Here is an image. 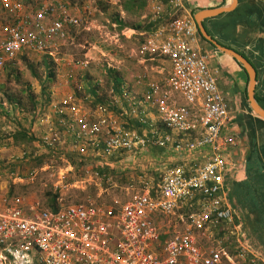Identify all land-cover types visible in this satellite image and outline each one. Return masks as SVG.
<instances>
[{
    "label": "built area",
    "instance_id": "obj_1",
    "mask_svg": "<svg viewBox=\"0 0 264 264\" xmlns=\"http://www.w3.org/2000/svg\"><path fill=\"white\" fill-rule=\"evenodd\" d=\"M147 1L154 19H160L162 13L167 19L145 33L140 52L149 59L166 60L170 71L161 82H148L142 103L155 110L169 132L154 128L150 135H139L103 105H98L96 116L90 117L74 105L72 95L54 107L60 116L58 123L73 134V150L78 155H85L88 148L110 156L120 150L170 145L179 151L205 152L203 163L190 171L182 166L169 169L156 186L140 182L125 202L116 200V206L93 201L65 204L58 199L57 208L50 209L38 201L27 203L18 195L3 197L0 264H223L225 259L233 264L235 259L261 264L258 255L240 242L234 254L220 243L204 247L197 242L196 231L219 224L230 228L228 234L236 230L225 201L223 175L228 164L224 150L232 142L221 135L228 111L208 56L197 46L199 33L186 12L188 0ZM0 2L12 17L2 25L0 70L20 53L54 57L57 42L69 39L70 27L90 28L88 7L72 13L64 0H44L36 9H28L20 0ZM75 65L83 68L88 61L80 60ZM180 95L183 103L176 99ZM140 104L133 103L129 113L154 127ZM56 140L54 130L49 128L41 142L53 147ZM180 205L189 208L185 216H180L183 229L173 228L170 235L161 237L154 216L171 223Z\"/></svg>",
    "mask_w": 264,
    "mask_h": 264
},
{
    "label": "rangeland",
    "instance_id": "obj_2",
    "mask_svg": "<svg viewBox=\"0 0 264 264\" xmlns=\"http://www.w3.org/2000/svg\"><path fill=\"white\" fill-rule=\"evenodd\" d=\"M67 1L70 5L91 3L93 7L96 6L98 8L95 14L92 15L93 17L90 18L91 25L89 29L77 27L73 30L69 39L57 42L58 45H56V50H54L55 55L51 57L54 61V63H51L55 72L54 77L46 81L45 65L39 64L43 57L42 53L35 52L20 53L0 70V139H4V141L8 139L17 121L31 129L28 121H22L21 111L18 108L13 109L7 99V95H9L16 99L20 98L25 103L27 101V91L23 84L28 83L36 99H40L41 104L38 106L37 111L41 116H47L49 119L54 118L52 122L42 121L33 130L35 131L33 135L36 137L34 142L18 141L15 144L0 147V202L3 197L10 198L9 194L12 184L11 195L21 196L27 203L38 201L45 207H48L49 193H54L55 191L58 192L56 201L59 199L65 204L93 201L106 207L116 206L118 204L115 203L116 200L124 202L132 193L131 189L139 185L137 180L139 173H143L148 177L152 174L150 173L152 168L149 163L153 160L151 159L152 157L145 153L141 155L137 150L128 153L125 158L119 162H112L110 165L105 164V162H111L107 159V156H98L99 154L92 148H88L85 155H78L73 150L74 142L70 139V134H67L65 128L58 123L60 116L54 117L53 109L48 104L52 101L56 102V104L58 103L59 97L57 95L60 93L59 89H61L60 82H65L66 75L70 73L68 61L73 59L88 61L86 69L75 72L77 74L76 80L82 79L81 77H84V81L88 82H94L99 79L100 88L102 89L101 93L105 94L106 99H109L107 96L109 94L113 103H115L114 100H116L117 95L112 91L107 68H112L117 73H123L125 79L122 81L128 83L129 74L135 72L136 69H141L151 79H154L152 75L155 79L156 77L160 79L167 77L170 71L168 62L160 58L147 60L140 52L139 46L141 44L138 43V36L130 38V41L122 38V36L115 38L114 34L119 31L115 18L118 16L119 19L121 15L118 12L120 10L118 7L119 0ZM100 2H102V5ZM26 6L28 9L34 8L31 2L26 4ZM103 6H105V9L102 8L100 11L99 9ZM127 16L122 20L134 22L135 19L140 17H137V15ZM11 20L12 17L9 11L5 12L0 7V35H3L2 25L9 23ZM113 23H115L114 26ZM107 35H109V38ZM22 55L26 59H22ZM31 64L34 70L30 68ZM79 73L81 76H79ZM119 77H121L120 74ZM81 81L77 82L78 85H81ZM77 83H72V87L68 92L76 90ZM124 85L126 84H123V87ZM126 87L123 90L124 95H127ZM44 88L45 91L42 94ZM76 98L79 99L77 95ZM59 101H61L60 98ZM85 102H81V104L78 100L76 102L73 100L74 105L80 110L84 105L92 110L101 105L94 101ZM27 103L26 105L29 107ZM7 113L14 117L13 121L10 120ZM25 114L30 121L32 114L28 112H25ZM48 123L54 129V134L57 137L54 147L45 146L41 142L42 137L49 131ZM9 141L10 143L13 141L12 137L9 138ZM21 162L23 165L18 166L17 164ZM10 164L17 165L14 174L7 170L6 165ZM102 166H108L110 170L106 179H102L95 171ZM19 173L22 175L28 174V176L18 177ZM207 234L210 239L205 238ZM209 234V232L202 230L195 232L198 240L203 242L201 244L206 246L213 245L220 238ZM223 264L233 263L225 259ZM234 264L246 263L241 259H235Z\"/></svg>",
    "mask_w": 264,
    "mask_h": 264
},
{
    "label": "crops",
    "instance_id": "obj_3",
    "mask_svg": "<svg viewBox=\"0 0 264 264\" xmlns=\"http://www.w3.org/2000/svg\"><path fill=\"white\" fill-rule=\"evenodd\" d=\"M64 1L68 6L67 8L69 9V12L72 13H77L82 8L88 7V11L90 13L87 14V19L89 25H91L90 18L93 17L92 15L95 14V11H97L98 7H93L91 3H82V5H70L67 0ZM20 2L23 3L25 6L26 4H30L31 2V4L34 5V8L32 9H36L42 2H44V0H21ZM252 2L264 3V0ZM229 3H231V0H188L186 2L187 10H189L186 12L188 14H191V18L195 23L199 33L197 46L201 50V52L207 54L208 65L214 77L216 78L217 86L221 94L223 95L224 101L226 103L228 114L226 122L222 127L221 135L223 137H230L232 140L231 144L227 145L224 150V155L227 159L228 164L223 175L225 185V201L232 211L233 223L236 226V230L234 233L228 234L230 232V228L227 226H225L224 228L222 224H219L217 227H209L208 230L202 231L209 232V235H215L216 237H220L216 241V243L211 245V247L217 246L218 243H220V246L224 247L228 251V253L234 254L235 247L239 245L240 242L249 247V251L251 253L258 255L259 259L261 260V264H264V231L262 229L263 222L261 221L259 210L253 204L254 202H256L255 199L264 196V117L258 115L251 107L249 99V78L245 68L239 61H237L235 57L221 50L217 45L213 44L212 42L206 40L201 35L196 20L194 19V13L196 12V10L194 9L196 6H203L202 9L218 8ZM238 4L239 0L237 1V4L234 9L238 6ZM0 7L5 12L8 11L7 8L3 7L1 2ZM144 8L145 9H143L140 13L141 15L139 19L137 18L134 21L135 24H138L139 27H141V31H139L138 29L136 30L132 28H124L114 34L115 38H117V36H122V38L130 41V38H136V36H138V43L142 44V42L144 41V37L146 36L145 33H148L149 31L158 27L167 19L166 13H162L160 19H154L150 1H147L146 6ZM99 10L101 11L102 7ZM118 12H120L121 14L119 19H125V16H127V14L121 9ZM224 13L226 12L219 14L221 15L219 18H216L219 15L209 17L210 19L212 18L211 20H209V18H205L202 21L204 28H210L211 25H213L217 21H223ZM150 23H154V28L145 31L144 28L150 25ZM114 25L115 23H113V26ZM73 28L75 29L77 28V26H72L69 28L70 37L71 33L73 32ZM209 35L219 45L234 50L241 56L245 57L253 65L256 71V83L253 93L254 98L264 108V52H260L259 54V46L262 42L261 40L259 42V39L264 36L263 32L257 27H248L246 23L241 22L236 25L235 32L229 34V37L227 38H222L217 35ZM201 36L205 40H203ZM107 37L109 38V35H107ZM145 58L147 60L156 59H149L148 56H145ZM78 61L80 60L73 59L71 61H68L70 69L69 72L72 74V78L68 79L66 75L65 82H60L61 89H59L60 93H58L57 96L61 99V101H59L58 98L57 104L53 101L48 104L51 105L53 109V116L56 118L58 117V114L55 111V105L60 106L59 104H63L68 95H72L73 100H75V102L76 100H78V102L80 103H86L85 101L96 102V98L91 93V91L93 90V88H95L94 90L97 93H99L98 91H102V89L100 88L101 83L99 79L95 80L94 82H88L84 81V77H81L82 79H78V81L82 80L80 82L81 85H78V81L76 80L77 74H75V72L77 70L86 69V67H88V65L83 68L79 65H75V63ZM119 74L121 76V79L124 80L125 78L123 76V73ZM129 75L130 78L128 83H124L125 81H122L123 84H126L124 85L123 90H125V87L128 86L126 87L127 95L123 94L121 96L120 94H116L117 98L116 100H114L115 103H113V101L110 99L111 96L108 94L107 96L109 99H107L106 102L101 105L108 107L110 112H113L116 119L120 122L122 121L124 126L126 127V125H133V123L130 121H138V116H134L129 113L131 105L135 102L137 104L141 103L139 107L141 108V110H143V112H145L146 120L153 121L155 125L154 127L150 128L149 124L146 123L145 127L142 129L143 134L150 135V131H152L154 128V130L157 131L169 132L164 127L163 123L158 120L155 110L151 107L145 106V104L142 103L143 94L148 88V82H161V80H163L164 78L160 79L159 77H156L155 79V77L152 75V78L154 79H151V77L141 71V69H136L135 72H132ZM79 76H81L80 73ZM74 82L77 83L76 90L68 92V90H70V88L72 87V83ZM110 82L112 84V80ZM76 95L77 97H79V99L76 98ZM176 99L178 102H184L183 97L181 95L180 97L176 96ZM118 101H120L119 105ZM82 107V112L89 113L90 117L96 116L97 108L92 110L86 107L85 105L83 108ZM53 119H49L47 116L43 117V115L41 116L40 113H37L34 120H32V118L30 119L32 124L31 130H35L36 127H38V125L42 123V121L52 122ZM49 125L50 123L47 124L48 130L49 128H51ZM33 134H35V131H33ZM67 134H70V139L74 142L73 134L70 132ZM137 151H139L138 153H140L141 155L145 153L151 156V159H153L149 162L150 167L152 168V171L150 172L152 173L151 176L148 177L143 173H139V175L137 176L138 183L140 184V182L147 181L153 186H156L160 183L161 177L169 169H173L177 166H182L185 171H190L191 169L198 168L203 163L205 158V152L203 154V152H189L185 150L179 151L174 149L170 145L164 147L154 145L144 149H137ZM96 153L99 154L98 156L103 157L99 151H96ZM116 153L117 152L110 156H107V159L111 162H105V164L110 165L112 164V162H119L120 160L115 159L113 161L112 159V156ZM256 153L258 154L259 158H257ZM96 174L100 176L98 172H96ZM107 176L108 173L100 177L102 179H106ZM247 183H250V185H247ZM239 197L252 199V201L240 200ZM188 211L189 208L186 205H180L176 209L175 214L172 215L170 218L172 226L171 223L167 222V219L165 220L159 215H155V224L160 228V232L162 233L161 237H166V235H170V233L174 229H183L184 225L180 221V216H185ZM205 238L210 239V237H208V234L205 236ZM196 239L199 244L203 243L198 240L197 236ZM201 245L204 247L209 246L203 244ZM250 255L251 254H249V256ZM249 256H247V258H249ZM243 262L248 264L247 260H243Z\"/></svg>",
    "mask_w": 264,
    "mask_h": 264
},
{
    "label": "trees",
    "instance_id": "obj_4",
    "mask_svg": "<svg viewBox=\"0 0 264 264\" xmlns=\"http://www.w3.org/2000/svg\"><path fill=\"white\" fill-rule=\"evenodd\" d=\"M196 1V0H195ZM252 1H258V0H239V4L238 6L233 9L232 11L226 12L223 15V21H217L216 23H214L213 25H211L210 28H206L207 32L211 35H217L219 37L222 38H227L229 37V34H232L235 32L236 29V25L244 22L247 24L248 27H257L259 28L263 34H264V3L261 2H252ZM147 0H119L118 2V7L119 9H121L122 11H124L127 15H137V17H139L141 14V11L144 9V7L146 6ZM100 4H102V2H100ZM103 9H105V6L102 7ZM203 6L199 5L196 6L194 10H200L202 9ZM221 15L217 16L216 18H219ZM212 19V18H211ZM209 18V20H211ZM216 20V19H215ZM115 21L118 23L117 25H119V30L124 29V28H132V29H138L139 31H141V27H139L138 24H135L134 22H126L123 21L121 19H118V16L116 17ZM154 28V23H150V25L146 26L144 28L145 31ZM74 30V28H73ZM201 38L203 40H205L202 36ZM262 41L260 43L259 46V54L260 52H264V36L262 38L259 39ZM42 58L41 61L39 62V64H43L45 65L46 71H45V79L46 81L51 80L54 75V69L51 66V63H54L53 59L47 55V54H42ZM262 56V54H261ZM264 57V56H263ZM22 59H26V57L24 55L21 56ZM30 67V66H29ZM32 70H34L32 64L30 67ZM34 75L37 76V74H35L33 72ZM107 74H108V78L110 80H112V91L115 94H120L121 96L123 95V83H122V79L121 77H119V74L117 72L114 71V69L112 68H107ZM25 86V90L27 91V101L24 103L22 101V99L18 98H13L9 95H7V99L9 100L10 104L13 106V109H19L22 113V121L29 122V125L32 126L31 121H29L28 117L26 116L25 112L31 113L32 114V120L35 119V116L37 113H39L37 111L38 106L41 104L40 99H36L33 91L30 88V85L28 83L23 84ZM95 88H93V90L91 91V93L94 95V97L96 98V102L100 103V104H104L106 102V96L104 93H101V91H98L99 93H97L95 90ZM45 88L43 89L42 94H44ZM28 102V103H27ZM26 103L29 105V107H27ZM37 111V112H36ZM7 112V111H6ZM10 120L13 121V118L9 113H7ZM133 123V125L128 126L126 125V128L133 130L134 132L138 133L139 135H142V129L145 127L144 124H142L141 122L137 121V120H133L130 121ZM15 127L13 128V131H11L8 139L4 141V139H0V147L2 146H8L10 144H15L18 141H27V142H34L36 140V137L33 135L32 130L30 129V127H26L24 126L22 123L17 121V124L14 125ZM12 137V142L10 143L9 138ZM46 146V145H45ZM128 153H130V151H125V150H120L117 151V153L115 155L112 156L113 161L115 159L117 160H121L123 158H125ZM257 158L258 154L256 153ZM19 165H23V163H19L17 164ZM16 164H10V165H6V167L8 168V172L14 174L15 170H16ZM248 169V168H247ZM31 171V170H30ZM29 171V172H30ZM96 171L98 172V174H100V176H104V174H107L110 172L108 166H102L96 169ZM27 175H22L21 173L18 174V177H27ZM247 185H250V183H247ZM12 184H11V190H10V197L13 196L12 194ZM50 197L49 200L47 202V206L50 209H56L57 208V201L56 198L58 196V192L55 191L54 193H49ZM240 200H250L252 201V199H246L244 197H239ZM256 202H254V206L259 210L260 212V217H261V221L263 222V226L262 229L264 231V196L260 197L258 199H255Z\"/></svg>",
    "mask_w": 264,
    "mask_h": 264
},
{
    "label": "water",
    "instance_id": "obj_5",
    "mask_svg": "<svg viewBox=\"0 0 264 264\" xmlns=\"http://www.w3.org/2000/svg\"><path fill=\"white\" fill-rule=\"evenodd\" d=\"M238 0H231V3L226 4L224 6L218 7V8H206L202 10H198L194 13V19L196 20V23L198 25V29L201 33V35L208 40L209 42H212L213 44L217 45L221 50L227 52L228 54L232 55L239 61L242 66L245 68L248 78H249V99L251 103V107L253 110L260 116L264 117V108L255 100L254 98V88L256 83V71L253 65L243 56H241L239 53L235 52L234 50L228 49L226 47H223L219 45L205 30L202 21L205 18L214 17L217 16L223 12L230 11L234 9L236 6Z\"/></svg>",
    "mask_w": 264,
    "mask_h": 264
}]
</instances>
